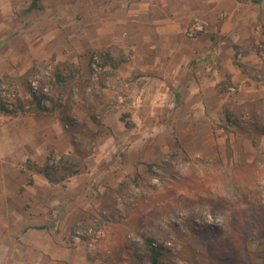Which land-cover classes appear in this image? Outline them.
I'll return each mask as SVG.
<instances>
[{"label": "crops", "instance_id": "0c3cea01", "mask_svg": "<svg viewBox=\"0 0 264 264\" xmlns=\"http://www.w3.org/2000/svg\"><path fill=\"white\" fill-rule=\"evenodd\" d=\"M31 2L0 0V78L21 75L32 59L46 58L74 64L85 77L81 53L117 46L131 52L117 72L124 81L136 82V102L170 109L175 101H186L190 115L198 103L212 117L229 102L231 94L218 88L226 83L243 87L233 96L239 112L249 108L252 113L264 103V83L254 82L247 72L262 65L264 0ZM195 17L206 28L190 39L185 30ZM62 106L51 111L52 117L15 112L0 125V264H96L70 240V232L108 197L100 167L108 161L106 154L102 158L93 146L83 158L84 170L60 182L34 169L46 165L50 153H73V140L88 133L85 116ZM159 109L153 107L151 116ZM144 113H132L136 132ZM103 121L112 149L115 127H125L109 115Z\"/></svg>", "mask_w": 264, "mask_h": 264}, {"label": "rangeland", "instance_id": "374dc122", "mask_svg": "<svg viewBox=\"0 0 264 264\" xmlns=\"http://www.w3.org/2000/svg\"><path fill=\"white\" fill-rule=\"evenodd\" d=\"M195 23L202 28L189 33ZM203 24L193 18L185 36L196 38L205 30ZM130 55L117 46L85 51L80 54L87 65L85 77L74 64L46 58L32 59L21 75L0 78V106L11 109L18 97L30 100L35 96L41 98L45 111L26 104L16 113L52 117L51 111L63 105L85 116L88 133L72 137L74 152L50 153L47 164L73 155L83 171V158L93 146L102 158L106 154L108 161L100 167L105 171L108 197L91 216L73 225L70 240L81 245L96 264H149L140 256L145 238L167 247L160 264H219L213 260L226 251L238 253L230 255V264H264L258 253L264 249V237H258L253 227L246 240L239 232L251 208L264 206V133L260 132L264 103L259 101L254 114L249 108L239 112L233 96L243 87L226 83L218 88L231 94L229 102L212 117L198 103L190 107L195 110L190 115L184 107L186 101L177 100L170 109L155 102H136V82L124 81L117 72L130 61ZM260 59V68H247L258 84L264 83V51ZM118 60L122 61L113 68ZM57 71L66 81H56ZM32 82L36 93H31ZM153 107L160 109L151 116ZM136 109L145 111L139 132L132 121ZM12 115L0 107V125ZM107 115L110 121L118 118L119 126L125 127L121 131L112 123L116 131L112 149L106 143L111 141L106 130L109 125L103 121ZM68 126L64 123V129ZM97 230H101L98 236ZM204 235L217 241L227 239L226 246L211 250L199 242ZM243 245L250 250L249 257Z\"/></svg>", "mask_w": 264, "mask_h": 264}, {"label": "trees", "instance_id": "16d2710c", "mask_svg": "<svg viewBox=\"0 0 264 264\" xmlns=\"http://www.w3.org/2000/svg\"><path fill=\"white\" fill-rule=\"evenodd\" d=\"M109 56L107 55V58ZM109 59H111L109 57ZM122 61V60H121ZM121 61H115L112 63V67H116ZM62 65H59L58 71L61 69ZM57 71L55 78L56 81H66V78L62 77L61 73ZM41 98H37L33 96L30 100L27 99H21L17 98L16 104H14L13 108L8 109L7 107L1 105V109L7 113L14 114L17 111H22L24 109V106L27 105H34L35 109L38 111H45L46 109L40 106ZM34 169L42 173L49 181L51 182H60L63 179H65L67 176L79 173L81 171V162L77 158H75L73 155H66L61 156L57 162H53L52 164H46L42 167L35 166ZM250 214H246V223L239 228V232L242 234L244 240H246L249 237V231L251 227L256 229L258 231V237H264V206H255L254 208H251ZM196 237V236H195ZM226 241H217L215 238L209 237V236H200L199 242L200 244H204L205 247H208L211 250H216L226 246ZM152 238H145L143 241V250L140 252L141 258H145L149 264H160L162 261V258L164 257L165 253L168 252V249L165 245L161 243H157L155 246H152L153 243ZM244 247V245H243ZM244 254H246L247 257L250 255V250L248 248H243ZM220 251V250H219ZM221 251H226L224 248ZM232 251V250H231ZM206 252V251H205ZM259 256L264 258V249H260L258 251ZM231 254H238L235 252H223L221 255H218V258H215L214 262H219V264H230L229 257ZM219 259V260H218Z\"/></svg>", "mask_w": 264, "mask_h": 264}, {"label": "built area", "instance_id": "2783aa9c", "mask_svg": "<svg viewBox=\"0 0 264 264\" xmlns=\"http://www.w3.org/2000/svg\"><path fill=\"white\" fill-rule=\"evenodd\" d=\"M202 27H201V25L199 24V23H195V24H193L192 26H190L189 28H188V31H189V33H192L193 31H195V30H199V29H201ZM32 91H31V93H36V87H35V83H33L32 82ZM2 92V89L0 88V93ZM100 232H101V230H97L96 231V236H98V235H100ZM78 235L76 234L75 235V238L77 237ZM91 243H89V245H90ZM152 245L153 246H155L156 245V243L155 242H153L152 243Z\"/></svg>", "mask_w": 264, "mask_h": 264}]
</instances>
